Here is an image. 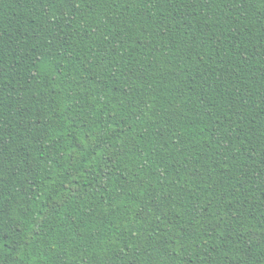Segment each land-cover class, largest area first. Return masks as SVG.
<instances>
[{
	"label": "trees",
	"instance_id": "trees-1",
	"mask_svg": "<svg viewBox=\"0 0 264 264\" xmlns=\"http://www.w3.org/2000/svg\"><path fill=\"white\" fill-rule=\"evenodd\" d=\"M0 264H264V0H0Z\"/></svg>",
	"mask_w": 264,
	"mask_h": 264
}]
</instances>
